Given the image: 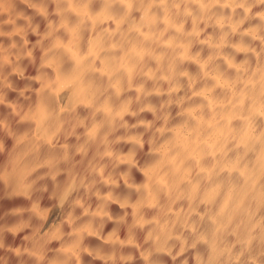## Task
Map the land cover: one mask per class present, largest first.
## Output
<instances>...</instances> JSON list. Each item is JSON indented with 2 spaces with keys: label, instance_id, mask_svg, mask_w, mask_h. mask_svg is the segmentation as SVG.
I'll return each mask as SVG.
<instances>
[{
  "label": "clouds",
  "instance_id": "clouds-1",
  "mask_svg": "<svg viewBox=\"0 0 264 264\" xmlns=\"http://www.w3.org/2000/svg\"><path fill=\"white\" fill-rule=\"evenodd\" d=\"M0 264H264V0H0Z\"/></svg>",
  "mask_w": 264,
  "mask_h": 264
}]
</instances>
